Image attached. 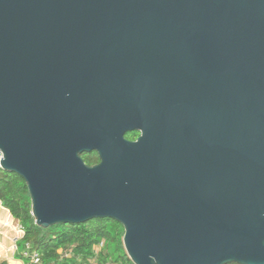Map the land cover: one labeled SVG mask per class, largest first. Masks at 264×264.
<instances>
[{
  "label": "water",
  "instance_id": "water-1",
  "mask_svg": "<svg viewBox=\"0 0 264 264\" xmlns=\"http://www.w3.org/2000/svg\"><path fill=\"white\" fill-rule=\"evenodd\" d=\"M0 152L42 227L264 264V0H0Z\"/></svg>",
  "mask_w": 264,
  "mask_h": 264
},
{
  "label": "trees",
  "instance_id": "trees-1",
  "mask_svg": "<svg viewBox=\"0 0 264 264\" xmlns=\"http://www.w3.org/2000/svg\"><path fill=\"white\" fill-rule=\"evenodd\" d=\"M82 157L87 164L98 158L89 153ZM0 201L25 228L23 238L18 241L19 249L23 251L29 244L30 251L36 252L40 258L38 263L27 258L25 264L131 263L123 242L124 227L114 219L93 218L82 223H61L49 227L38 225L32 213L28 185L15 172L0 169ZM101 244L100 250L96 251L95 247ZM0 264L9 263L1 259Z\"/></svg>",
  "mask_w": 264,
  "mask_h": 264
},
{
  "label": "crops",
  "instance_id": "crops-1",
  "mask_svg": "<svg viewBox=\"0 0 264 264\" xmlns=\"http://www.w3.org/2000/svg\"><path fill=\"white\" fill-rule=\"evenodd\" d=\"M17 221L6 207L0 205V260H7L9 264H25L22 250H16L13 241ZM20 254V256H19Z\"/></svg>",
  "mask_w": 264,
  "mask_h": 264
},
{
  "label": "built area",
  "instance_id": "built-area-1",
  "mask_svg": "<svg viewBox=\"0 0 264 264\" xmlns=\"http://www.w3.org/2000/svg\"><path fill=\"white\" fill-rule=\"evenodd\" d=\"M2 157V153L0 152V158ZM0 169H2L1 163H0ZM2 202L0 201V205ZM15 236L13 237V241L15 243L14 247L17 250L18 249V241L23 238L25 234V228L22 225V223L18 222V224L15 226ZM101 245H98L95 247L96 251H99L101 248ZM22 255L25 259L29 258L31 262L33 263H38L40 261V258L36 252H31L30 251V245L27 244L26 248L22 251ZM233 264V263H231Z\"/></svg>",
  "mask_w": 264,
  "mask_h": 264
},
{
  "label": "flooded vegetation",
  "instance_id": "flooded-vegetation-1",
  "mask_svg": "<svg viewBox=\"0 0 264 264\" xmlns=\"http://www.w3.org/2000/svg\"><path fill=\"white\" fill-rule=\"evenodd\" d=\"M127 134L129 135V137H127V139H129L130 141H136L139 138V136L141 135V131L140 130H134V131L128 132ZM84 153H86V154L87 153H89V154H95V155L98 156V158L96 159V161L93 162L92 164H89V165H95V164H98L100 162V157H99V154H98L97 151L84 152ZM84 153H82V156H83Z\"/></svg>",
  "mask_w": 264,
  "mask_h": 264
},
{
  "label": "rangeland",
  "instance_id": "rangeland-1",
  "mask_svg": "<svg viewBox=\"0 0 264 264\" xmlns=\"http://www.w3.org/2000/svg\"><path fill=\"white\" fill-rule=\"evenodd\" d=\"M130 264H134V262L131 260V263Z\"/></svg>",
  "mask_w": 264,
  "mask_h": 264
}]
</instances>
